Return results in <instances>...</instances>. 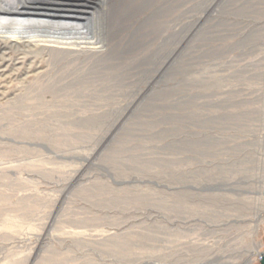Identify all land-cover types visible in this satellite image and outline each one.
<instances>
[{
	"label": "rangeland",
	"instance_id": "obj_1",
	"mask_svg": "<svg viewBox=\"0 0 264 264\" xmlns=\"http://www.w3.org/2000/svg\"><path fill=\"white\" fill-rule=\"evenodd\" d=\"M173 1L0 86V264H264V0Z\"/></svg>",
	"mask_w": 264,
	"mask_h": 264
},
{
	"label": "bare ground",
	"instance_id": "obj_2",
	"mask_svg": "<svg viewBox=\"0 0 264 264\" xmlns=\"http://www.w3.org/2000/svg\"><path fill=\"white\" fill-rule=\"evenodd\" d=\"M238 2L239 0H222L221 6H233ZM161 4L169 6V10L174 1L0 0V86L15 81L24 83L27 78L43 73L41 68L29 59L38 47L57 62H73L80 54L96 56L98 62H87L89 68H86L91 72L89 74L98 77H102V74L97 69L108 71L119 65L124 67L125 58L117 57L116 51V57L112 55L113 40L118 38L123 53L129 52L134 42L136 45L141 43L137 40L141 39L139 34L142 35L145 31L144 25L141 26L142 16H148L150 12L147 11ZM212 5H209V11ZM169 24L171 35H175L176 23L170 21ZM131 29L134 30L130 32ZM151 32L157 37V28H152ZM133 37H136L134 41ZM9 52H16L15 56L8 57L6 54ZM173 53L174 51H171L170 60L174 57ZM87 73L85 72L82 78L93 80ZM158 73V70L155 71L151 81L157 78ZM119 77L120 75L116 74L113 79L117 80Z\"/></svg>",
	"mask_w": 264,
	"mask_h": 264
}]
</instances>
